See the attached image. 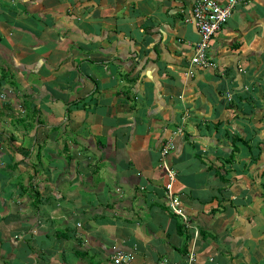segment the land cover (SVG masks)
<instances>
[{
  "label": "crops",
  "instance_id": "0c3cea01",
  "mask_svg": "<svg viewBox=\"0 0 264 264\" xmlns=\"http://www.w3.org/2000/svg\"><path fill=\"white\" fill-rule=\"evenodd\" d=\"M192 2L0 0V264H264V0Z\"/></svg>",
  "mask_w": 264,
  "mask_h": 264
},
{
  "label": "built area",
  "instance_id": "2783aa9c",
  "mask_svg": "<svg viewBox=\"0 0 264 264\" xmlns=\"http://www.w3.org/2000/svg\"><path fill=\"white\" fill-rule=\"evenodd\" d=\"M238 0H193L190 15L185 17V21L190 22L196 28L199 39L194 45V51L189 58V63L199 68L212 67L213 64L206 57L209 40L214 32L223 25L229 18L232 9ZM3 96V94H2ZM173 149V144L166 142L160 150V165L163 167L168 181L166 184V196L169 208L179 215L183 222L188 223V218L179 206L177 201L171 196L170 183L173 180V171L166 161V155ZM112 264H129L131 255L126 252L114 253L111 257ZM194 260V253L189 252L187 261Z\"/></svg>",
  "mask_w": 264,
  "mask_h": 264
},
{
  "label": "trees",
  "instance_id": "16d2710c",
  "mask_svg": "<svg viewBox=\"0 0 264 264\" xmlns=\"http://www.w3.org/2000/svg\"><path fill=\"white\" fill-rule=\"evenodd\" d=\"M232 146V153L235 151V149H237L236 147ZM232 153L230 155V158L232 159ZM262 186H264V181L261 183Z\"/></svg>",
  "mask_w": 264,
  "mask_h": 264
},
{
  "label": "rangeland",
  "instance_id": "374dc122",
  "mask_svg": "<svg viewBox=\"0 0 264 264\" xmlns=\"http://www.w3.org/2000/svg\"><path fill=\"white\" fill-rule=\"evenodd\" d=\"M235 151H236V149H235ZM162 169H163V167H162ZM260 188L264 191V186L260 185Z\"/></svg>",
  "mask_w": 264,
  "mask_h": 264
}]
</instances>
